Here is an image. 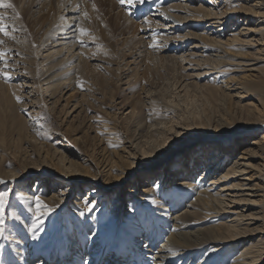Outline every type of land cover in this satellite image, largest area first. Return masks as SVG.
<instances>
[{
	"label": "rangeland",
	"instance_id": "1",
	"mask_svg": "<svg viewBox=\"0 0 264 264\" xmlns=\"http://www.w3.org/2000/svg\"><path fill=\"white\" fill-rule=\"evenodd\" d=\"M87 1L89 3L92 2L86 17H89V19H86V21L88 20L86 28L88 35L84 36L87 42L82 47L80 46L83 49V53L73 57L74 60L77 58L74 69H69L72 65L66 66V60L64 61L63 59L62 61V58L67 57L68 53H61V55L54 57L57 47L51 44L55 42L43 44V40L48 34L41 32L40 29L43 18L52 14L53 10H51V7L45 9V13L43 15L39 14L40 16L38 14L35 15V13L24 15L25 19H23L22 29L25 32L20 42L15 41L13 48L4 45L6 41L3 38L1 39V36L4 35L0 33V39L3 41V43H0V79L5 83L17 85V87L8 89L9 98L7 103L0 101V104L2 103L0 105V170L15 169L18 173L25 175L26 169L30 166L33 167L31 169L33 171L41 166L43 167L45 164H53L59 159L63 163H67L69 160L90 169L93 173L94 171L99 173L101 170L99 169L100 163L104 157L109 159L110 162L113 160L117 161L118 170L114 171L115 173L122 172V174H125L133 169L135 173L127 177L124 182L119 184L116 182L111 183L106 187L109 202H114L118 194L121 195V200L123 197V202L124 200L126 201L125 208L123 204V209L119 212V218L117 219V224L121 227L120 234H122L123 231L125 232V228L129 229L132 227V229L138 230L136 222L132 219V214L128 211L129 205L127 204L129 203L128 200L131 199V196L128 195V188L137 186L136 188L139 189L146 186L139 178L143 172L152 166L153 168L148 173L153 175L156 171H158L157 173L166 172L168 168L170 170L175 168L174 170L178 171L179 168L175 167V165L177 160L180 159L187 160V162L190 159H205L203 161L204 165L200 170L206 168V165L208 166V163H210V159L218 155L216 153L218 147L214 146V144L219 140H226L228 141L226 144H228L231 143L229 141L231 139L236 142L237 138L242 140L245 138L246 142L239 145V149L235 151L233 157L240 155L243 146L250 144L254 137L264 133V122L259 123L260 115L258 113L260 112L258 109L261 110L260 102L264 100V96L257 92H252L255 94L254 96L237 103L233 99H222L221 96L219 98L218 94H209V89L204 86L210 85L212 75H207L200 79L194 74L200 70L202 72L210 66L209 64L212 62L209 56L213 53V50L211 51L212 47H208L206 52L202 51L203 56L196 57L197 59L200 58L201 62L198 60L181 62L179 59L176 62L174 58H171L175 56V51L181 50L179 55L183 54L182 50H186L185 54L188 53L190 46L195 42L194 40L191 39L184 43L183 49L172 46L170 51H161L164 41L162 42L159 39L161 34H163L160 30L151 29L148 32L149 34L145 33L138 23L124 19L123 15L115 20L114 15H111L107 8L98 3L96 4L94 0V2L92 0ZM116 1L120 2V0ZM189 1L194 7L205 4L203 0ZM257 1L264 3V0H255L252 3H248L247 0H227V4L231 10L259 9L253 6ZM40 2L41 0L32 2L30 9L32 10L36 4H38V9ZM178 2L180 0H162L159 4L155 0H147V4H137L131 10L127 6L120 7L124 15L129 16V19L134 18L136 22H140L153 16L149 15L150 6L158 4L167 7L170 3ZM260 10L264 12V4ZM252 17L255 22L260 20L262 21L261 23H264V17ZM237 18H233L229 22V33L235 26ZM126 23L129 24L126 25ZM200 24L204 27L202 21ZM188 30L189 27L183 32L180 31V33H186ZM191 30L201 32L203 29L191 28ZM9 31H11V27H9ZM125 31L126 33H124ZM12 34L13 32H11V36ZM12 37L11 39L13 40ZM16 37L18 36L14 38ZM8 40L10 41V39ZM147 41H151V44H148ZM155 44L161 45L158 47ZM3 48L5 49L2 50ZM151 48L158 53L152 51ZM155 48H159V50H155ZM226 49L232 55L229 59V64L231 61L238 59L239 55L245 54L239 53L238 55L236 46L232 44L227 45ZM15 50L17 51L15 52ZM243 51L252 53L256 50L245 47ZM2 52L6 54L3 58ZM12 52L16 54H12ZM17 52L21 54V60L12 61V58L19 59L20 56H17ZM79 52L78 48L74 54ZM150 52L151 54H149ZM12 55L13 57L11 58ZM80 58H82V62H80ZM3 63L9 66H6V64L4 66ZM258 66L259 70L264 72V62L261 61ZM198 67L203 70L196 71L194 69ZM47 70L49 74L56 76L55 80L52 81L53 84L51 83L53 87H51L50 83V85L44 83L46 81L44 74L47 73ZM18 72L24 74L27 79L25 85L24 80H17ZM68 75H70V79H67L66 76ZM81 82L83 83L82 87L80 86ZM17 97H20L22 102H18ZM250 101L253 104L246 105ZM229 121L236 123L233 126L226 127ZM156 125L161 126L156 127ZM217 125L221 127L220 130H217ZM222 126L225 127L222 128ZM181 127L189 128V134L179 139V141L177 140L178 142L174 143L172 147L196 140L189 150L179 153L177 156H172L167 162H164L165 164L148 165L142 160L132 163L134 159L126 156L125 150L133 151L137 143L141 145L150 142L154 144V147H159L170 136V132H175L173 131L175 129L182 130ZM207 133H212L213 135ZM214 135L216 136L212 139L213 143H205V145H202L203 149L199 151L198 148L201 145L198 144L202 141L200 138ZM171 143L172 140H169L168 145H171ZM137 148H140V146ZM197 151L199 152L196 153ZM230 160L223 162L224 166L220 171L227 169L232 162ZM189 162L192 164L191 161ZM101 172L103 173V171ZM27 174V177L23 178V182L34 188L35 181L29 180L32 175ZM198 175H200L199 170L196 171L195 177L198 178ZM102 178H104V175ZM211 178L212 176L207 177L206 182L208 183ZM260 178L263 177H259V179L254 181L255 188H258V190L264 188V181L260 180ZM238 181L236 178L232 179L231 182ZM77 183L79 186L76 187H80L86 181L81 180ZM46 184L47 190H38L39 193L42 191L40 197L51 196L54 189L61 187H53L52 183L48 185V182ZM46 187H43V189H46ZM195 188L197 186L184 191L176 189V192L180 191L178 195L181 196V199L179 202L180 206L174 204V210L180 209L181 206L183 207L185 203L195 197ZM7 189H9V186L2 187L0 191ZM13 192L15 195L10 197L6 212L7 239H0V264H23L27 250L26 243L31 240L36 242L39 248L47 247V249L62 250L65 253L67 251V243L63 232L66 225L69 227V222L67 221L66 223L63 220L64 218L67 220L68 217H73L72 220L78 224V231L83 232L84 236H86L89 229H83L84 225H102V223L106 224L111 219L110 207L107 205L102 211L93 210L84 217L79 215L80 211L84 209H77L73 216L72 214L68 216L69 213L65 209L61 210L58 216L52 212L44 224L45 232L40 235L39 239L33 240L29 228L35 222V204L29 206L18 195L16 190ZM79 192H82L80 193L81 196L86 195V191H80V188ZM77 193L76 190L75 193L70 195L71 200L66 207H69V204L76 200ZM253 198L261 199V197ZM29 208L32 211H29ZM256 208L258 206L245 212L253 216L252 213L257 211ZM152 209L154 207L151 204L142 205L139 206L134 214L140 221L141 228L139 230L148 231V233L153 232L152 236L154 234L157 235L158 246L164 240L167 232L160 229V224H158L159 228L155 227V225L153 228L154 215L152 214ZM203 212L205 211L201 210L202 215ZM62 214L63 217L61 216ZM15 217H19V219H15ZM227 219L226 215H223L220 219L218 216L207 219L203 217L201 219H193V223L196 226L213 225L217 222H226ZM112 235H116L115 230H113ZM123 235L126 238L129 236L126 233ZM16 239L19 241H15ZM246 240L244 239L240 245L241 248L245 246L244 242ZM13 245L20 246L21 249L24 248L19 260L17 257L19 255H16ZM210 248L203 249L201 253H207ZM241 248L238 250H241ZM228 250L231 249L228 248ZM235 254L236 252L228 254L229 258L226 263H229ZM218 261L220 259H217ZM103 262L102 260L100 264H103ZM260 264H264V261Z\"/></svg>",
	"mask_w": 264,
	"mask_h": 264
},
{
	"label": "bare ground",
	"instance_id": "2",
	"mask_svg": "<svg viewBox=\"0 0 264 264\" xmlns=\"http://www.w3.org/2000/svg\"><path fill=\"white\" fill-rule=\"evenodd\" d=\"M35 1L10 0L14 5L15 11L13 9H0V12L6 13L5 23L11 27L10 32H13L12 36L19 37L1 36V39L3 38L6 41L4 45L12 47L23 38L22 36L25 32L22 29L23 19H25L24 15H30L31 13L43 15L45 13L44 10L51 7L53 12L49 17L43 18L40 29L41 32L48 34L45 39L43 38V44L55 42L51 44L57 47L54 57L61 55V53H68L67 57L62 58V61L63 59L64 61L66 60V66L72 65L69 69H74L77 58L74 60L73 57L83 53V49L80 46L82 47L87 42L85 37L80 35L78 29L81 27L87 28L88 20L86 21V19H89V17L86 18L84 13L90 9L92 2L89 3L87 0H41L39 8L37 9L38 4H36L31 10L30 6ZM94 1L96 4L98 3L107 8L108 12L114 15L115 20L123 15L124 19L138 23L145 33H148L151 29L160 30L163 34H161L159 39L162 42L164 41L161 51H170L172 46L183 49L184 43L191 39L194 40L195 42L190 46L188 53L185 54L186 50H182L183 54L179 55L181 50H176L175 56L171 57L169 55L176 62L178 59L181 62L200 61L201 59H197L196 57L203 56L201 52H206L208 47H212L211 51L213 50V53L209 56L212 62L209 64L210 66L202 72H200L202 68H194L196 71L200 70L194 74L200 79L201 77L212 75L210 85L204 84V87L209 89V94H218L219 98L221 96L222 99H233L237 103H241L243 100L254 96L255 94L252 92H257L261 96H264V72L260 71L258 66L261 61L264 62V23H261L262 21L260 20L255 22L252 17H264V12L259 11L264 4L263 2L257 1L253 4V6L259 9L245 10L229 9L227 0H203L205 4H200L198 7L192 6L189 0L170 3L167 7L154 4L150 6L149 12V15L153 16L136 22L134 18L129 19V16L124 15L120 2L116 0ZM155 1L160 4L162 0ZM247 1L248 3H252L255 0ZM17 13H19V18H17ZM236 17H238L235 22L236 24L229 33V22ZM201 21L204 23V27L200 24ZM128 24L126 23V25ZM188 27L189 30L186 33H180V31L183 32ZM13 28L15 31H13ZM191 28L203 30L200 32L191 30ZM227 35L228 37H226ZM149 43L151 44V41ZM230 44L236 46L238 55L239 53L245 54L239 55L238 59L231 61L229 64V59L232 55L229 54L226 47ZM245 47L253 48L256 51L252 53L245 52L243 51ZM78 48L80 52L74 54ZM156 49L159 50V48ZM152 51L154 50L152 49ZM14 53L12 52V54ZM20 55L18 54L17 56ZM21 58V56L19 59L12 58V61H20ZM81 60L82 58H80V62L83 61ZM65 62L63 63L65 64ZM3 64L5 66L6 63ZM57 74L59 75V73ZM17 75V80H24L25 85L27 79L24 74L18 72ZM44 76L46 80L45 84H53L52 81L55 80V75L52 76L47 70ZM66 77L67 79L71 78L70 75ZM52 84L51 87H53ZM14 85L5 83L0 79V101L2 100L7 103L9 98L8 89L17 87V85ZM252 104L253 102L250 101L246 105ZM260 105L262 107L261 110L258 109L260 111L258 112L260 115L259 123L264 122V100L260 102ZM233 121L237 122L238 120ZM233 121L227 122L228 125L226 127L233 126L236 123ZM159 126L156 125V127ZM224 127L222 126V128ZM220 129L221 127L217 125V130ZM156 130L158 131V129ZM173 131L175 132H170V136L159 147H154V144L150 142L141 145L137 143L133 151L129 152L125 150L126 156L134 159L132 163L142 160L145 164L157 165L158 163L167 162L174 155L177 156L179 153L189 150L196 139L180 144L177 147H172L179 139L189 134V128H182V130L175 129ZM210 135L213 134L211 133ZM215 136L200 138L202 141L198 144L201 145L198 150L203 149L202 145H205L207 142L213 143L212 139ZM244 139L237 138L236 142H234V139H231L229 140L231 143L228 144H226L228 142L226 140L215 142L214 146L218 147L216 150L218 155L210 159V163H208V166L206 165V168L200 170L204 165L203 161L205 159H190L189 161L192 164L189 161L187 162V160L180 159L177 160V164L175 165V167L179 168L178 171L174 170L175 168L171 170L168 168L166 172L157 173L158 171H156L154 175L148 173L153 168L152 166L139 177L140 181L145 183L146 186L139 189L136 188L137 186L135 188H128V195L131 196L127 204L129 205V209L133 206L138 209L139 206L151 204L146 197H155L157 199L158 203L156 205L151 204L154 207L152 209V214L154 215L153 228L154 225L159 228L158 224H160V229L167 232L164 240L158 246L157 235L154 234L152 236L153 232L148 233V231L139 230L141 228L140 221L129 209L128 211L132 214V219L136 222L138 230H134L132 227L129 229L125 228V232L123 231L120 234L121 227L117 224V219L119 218V212L123 209V204L125 208L126 201L124 200L123 202V197L121 200V195L118 194L114 202H109L106 187L111 183L116 182L119 184L124 182L135 171L131 169L129 170L130 172H126L125 174H122V172L115 173L114 171L118 170L116 166L117 161L115 160L110 162L109 159L104 157L100 163L99 169L101 170L99 173L96 171L93 173L90 169L69 160L67 163H63L59 159L53 164H45L43 167L41 166L39 169H34L33 171H31L33 167L30 166L26 169L25 175L18 173L15 169L0 170V180L6 182L0 184V189L9 186V189L16 190L18 195L29 206L35 204L34 195L40 196L42 191L39 193V189L43 191L47 190V182L48 185L52 183L53 187L61 186L54 189L51 196L41 197L47 205L54 209L53 213H56V216L60 215V211L64 209L69 213L68 216L70 214L73 216V213L77 209L85 210V201L93 202L97 206L94 210L98 211L105 209L106 205L110 207L111 219L109 222L106 224L101 222L102 225L96 226L84 225L83 229L89 228L86 236H84L83 232L78 231V224L72 220L73 217H68L67 220L66 218H62L66 223L67 221L69 222V227L66 225L63 232L67 243V251L63 253L62 250H52V248L47 249V247L39 248V245H36L37 243L31 240L26 243L27 250L24 255L23 264H83L85 259L89 261V264H100L102 260L104 261L103 264H225L229 258L228 254L235 252V256L226 264H260L264 261V193L259 192H264V188L260 190L255 188L254 181L259 179V177H263L260 180L264 181V133L254 137L250 144L243 146L240 155L233 157L235 151L239 149V145L246 142ZM169 140H172L171 145H168ZM241 141L242 143H240ZM139 146L140 148H137ZM229 160L232 162L228 165L227 169L220 171L224 166L223 162ZM197 170L200 173L197 176L198 178L195 177ZM29 171L31 172L28 173ZM36 171H38L37 174H35ZM26 174L32 175L29 180L35 181L34 188L23 182V178L27 177ZM103 175L104 178H102ZM209 176H212V178L207 183V177ZM236 178L239 180L238 182H231L232 179ZM81 180L86 181V183L83 186L76 187L79 186L77 182ZM157 183L161 186L160 191H155L152 187L153 184ZM194 186H197L194 190V193H196L195 197L185 203L183 207L181 206L180 209L174 210V204L180 206L181 196L178 195L179 192ZM43 187H46V189H43ZM79 188L80 191H86L85 196H81L80 193L82 192H79ZM176 189H180V191L176 192ZM76 190L78 192L76 200L69 204V207H66L71 200L70 195L75 193ZM162 196L163 199H161ZM253 197H261V199L258 200ZM255 206H258V208H256L257 211L252 213L253 216L246 214L245 211L253 207L255 208ZM201 210L205 211L203 215ZM223 215L228 217L226 222L199 226L193 223V219H201L203 217L207 219L210 217L214 218V216H218L220 219ZM61 216L63 217V214ZM113 230H115L116 235H112ZM91 232H95L96 235L92 240H88L86 237ZM125 233L129 235L127 238L123 235ZM244 239L247 240L244 242L245 246L241 248L240 245ZM15 241L19 240L16 239ZM209 247L211 248L207 253H201L203 249ZM228 248L231 250H228ZM239 248L241 250H238ZM23 249L20 246L13 245V250L16 255H19L17 256L18 260L20 254H23ZM217 259H220V261L217 262Z\"/></svg>",
	"mask_w": 264,
	"mask_h": 264
},
{
	"label": "snow or ice",
	"instance_id": "3",
	"mask_svg": "<svg viewBox=\"0 0 264 264\" xmlns=\"http://www.w3.org/2000/svg\"><path fill=\"white\" fill-rule=\"evenodd\" d=\"M147 0H120V4L122 6H127L129 10L137 4H145ZM0 9H13L15 11L14 5L10 2V0H0ZM84 16L87 17L88 13L85 12ZM6 13L0 12V33H2L4 36H11V32L9 31V25L5 23ZM17 18H19V13H17ZM13 31L15 29L13 28ZM81 36L88 35V32L85 28L81 27L78 29ZM0 43H3V41H0ZM5 53L2 54V58L5 57ZM81 87L83 86V83L81 82ZM18 102H22L20 97L16 98ZM6 183L3 180H0V184ZM153 189L155 191H160L161 186L157 184H153ZM15 195L12 189H7L4 191H0V239H7L6 236V212L7 208L9 206L10 197ZM149 203L152 205H156L158 203L157 199L155 197H146ZM163 199V196L161 197ZM35 200V216H34V223L31 224L29 231L31 232L32 236L31 238L33 240H37L40 238V235L45 232L44 224L46 222L47 217L50 213L54 211L52 207L47 205L39 195H34ZM86 208L85 210L80 211L79 215L81 217H84L86 215H89L96 207V205L91 201H85ZM29 211H32L31 208H29ZM130 212H136L137 209L135 206L129 209ZM15 219H19V217H15ZM95 232H91L87 235L88 240H92L95 237ZM83 264H89V261L85 259L83 261Z\"/></svg>",
	"mask_w": 264,
	"mask_h": 264
}]
</instances>
